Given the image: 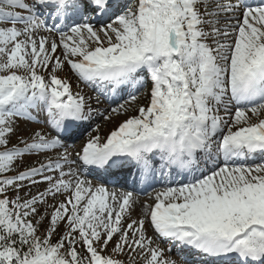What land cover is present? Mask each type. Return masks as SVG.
<instances>
[{
    "label": "snow or ice",
    "instance_id": "1",
    "mask_svg": "<svg viewBox=\"0 0 264 264\" xmlns=\"http://www.w3.org/2000/svg\"><path fill=\"white\" fill-rule=\"evenodd\" d=\"M173 249L264 264V0H0V264Z\"/></svg>",
    "mask_w": 264,
    "mask_h": 264
},
{
    "label": "rangeland",
    "instance_id": "2",
    "mask_svg": "<svg viewBox=\"0 0 264 264\" xmlns=\"http://www.w3.org/2000/svg\"><path fill=\"white\" fill-rule=\"evenodd\" d=\"M66 74H68V70L67 69H65V72H62V73H60V75L61 76H65ZM75 82H76V78H75V76L74 75H72V83H73V85H74V91H75ZM80 87L81 88H83L84 87V85L83 84H81L80 85ZM86 91H87V89H85ZM123 102V101H122ZM145 101H144V99L143 98H140L138 101H137V104H141V103H144ZM113 106H115V105H113ZM131 114H135L134 112H129V115H131ZM105 115H107L106 113H105ZM126 118V116H124V115H120V116H113L112 117V119L111 120H105L104 118H103V116H97V117H95L94 119H93V121H92V126L88 129V132H91V135H99L100 137H101V142H103V140L106 138V136H107V134L113 129V127L119 122V121H122L123 119H125ZM95 125H99V132H96V131H94L93 129H94V127H95ZM88 137H86V138H84V139H82L81 141H79V142H77L75 145H76V147H77V150H78V148H79V145L81 144V143H83L84 141H86V139H87ZM78 145V146H77ZM94 183L96 182V181H93ZM112 187V186H111ZM144 200V199H143ZM146 200H148V199H146ZM148 202L149 203H151L152 201L151 200H148ZM149 235H152V232L151 231H149ZM111 247V245L109 246V248ZM167 247V246H166ZM168 255H170L171 256V258L173 259V256H172V254H168ZM174 260H176V259H174ZM178 260V259H177ZM176 260V261H177ZM177 264H179L178 263V261H177Z\"/></svg>",
    "mask_w": 264,
    "mask_h": 264
},
{
    "label": "bare ground",
    "instance_id": "3",
    "mask_svg": "<svg viewBox=\"0 0 264 264\" xmlns=\"http://www.w3.org/2000/svg\"><path fill=\"white\" fill-rule=\"evenodd\" d=\"M79 142V141H78ZM76 144V143H75ZM78 146V145H77ZM109 187H111L112 185H108ZM113 187V186H112ZM146 191H148V190H144V192H146ZM140 200H143L142 198H139ZM176 258H177V256H176ZM183 264H186V262H184Z\"/></svg>",
    "mask_w": 264,
    "mask_h": 264
}]
</instances>
